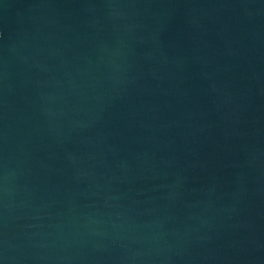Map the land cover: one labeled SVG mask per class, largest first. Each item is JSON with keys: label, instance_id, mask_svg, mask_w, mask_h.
<instances>
[{"label": "water", "instance_id": "obj_1", "mask_svg": "<svg viewBox=\"0 0 264 264\" xmlns=\"http://www.w3.org/2000/svg\"><path fill=\"white\" fill-rule=\"evenodd\" d=\"M0 264H264V0H0Z\"/></svg>", "mask_w": 264, "mask_h": 264}]
</instances>
